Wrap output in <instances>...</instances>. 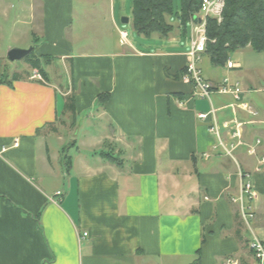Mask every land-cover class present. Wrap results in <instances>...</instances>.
I'll list each match as a JSON object with an SVG mask.
<instances>
[{
	"label": "crops",
	"instance_id": "obj_1",
	"mask_svg": "<svg viewBox=\"0 0 264 264\" xmlns=\"http://www.w3.org/2000/svg\"><path fill=\"white\" fill-rule=\"evenodd\" d=\"M74 1L0 0V34L3 24L33 25L35 54L72 67L58 86L0 76V264H151L154 256L219 264L242 254L246 230L231 202L240 172L249 174L252 223L264 233L257 108L230 94L194 95L181 78L188 49L173 37L178 28L159 51L129 44L87 53L73 26ZM204 56L211 65L205 74ZM201 60L214 84L240 68L213 66L205 52ZM229 79L240 83V98L252 88ZM70 95L74 115L62 113ZM211 107L220 125L240 123L244 144L235 151L245 156L217 146L212 116L198 117ZM219 132L228 140L225 128ZM256 139L257 153L249 155L245 144Z\"/></svg>",
	"mask_w": 264,
	"mask_h": 264
},
{
	"label": "rangeland",
	"instance_id": "obj_2",
	"mask_svg": "<svg viewBox=\"0 0 264 264\" xmlns=\"http://www.w3.org/2000/svg\"><path fill=\"white\" fill-rule=\"evenodd\" d=\"M73 4V26H76V28L78 27L79 31H81L79 34L80 39H82L84 43L88 42L87 48H83L87 53H105L109 51L122 52L124 49L129 47V44L140 50L154 52L159 51L163 49V47L171 44L169 39L157 36L155 34L147 38L139 35L132 28L131 0H75ZM173 5V11H179L180 0H173ZM202 13L203 9H201L197 14L202 15ZM123 17L129 19L128 23L121 22V18ZM167 19L172 25L176 26L178 23L174 13L168 16ZM3 25L5 26V32L0 34V54L2 55V58L0 59V76L10 77V74L14 71L24 74L23 72L29 70L24 59L12 62L7 59L6 53L9 47L26 49L30 46L36 45L29 44L30 41L33 42V33L35 32V28L33 25H20L18 28L10 30V25ZM176 28L177 27H175V29ZM191 29V22L189 21L186 24L185 31L181 32L180 30L179 35H173L175 40H178V42L182 46L187 47V49H189ZM120 30L127 32V43L124 45L119 41ZM75 51L76 50H74V53L77 52ZM229 60L238 63L240 68L233 70L230 73L231 75L225 74V77L229 78V76H234L241 81L244 87L249 85L252 86V88H248L249 90L243 94L242 98H240V101L244 99L249 100L259 112L257 117L264 119V91L256 90L258 88L263 89L264 87V51L256 52L253 51L249 46H246L244 48L230 52ZM201 61L202 62L200 66L203 70V73L205 74L206 69L210 68L211 65L208 63L206 56H204ZM44 68L49 74L48 76L50 82H52L55 86H58L61 81H65V79L71 76L70 67L66 65L64 60L57 56L52 59L51 64L44 66ZM260 128L264 130V125H262ZM70 149L71 148L68 146L66 151ZM238 153H242L245 156V150L243 149L234 151L233 155L239 158ZM69 155H71L70 151ZM243 226L246 230V237L250 240L251 234L246 229L244 224ZM251 227L256 233L257 229L255 228V224L253 225V223H251ZM256 234L261 239H264V233L257 232ZM172 260L173 258L167 256H154L151 258V264H189L191 261L188 259V257L176 259L174 262H172Z\"/></svg>",
	"mask_w": 264,
	"mask_h": 264
},
{
	"label": "trees",
	"instance_id": "obj_3",
	"mask_svg": "<svg viewBox=\"0 0 264 264\" xmlns=\"http://www.w3.org/2000/svg\"><path fill=\"white\" fill-rule=\"evenodd\" d=\"M132 1V28L144 37L158 34L165 37L175 27L181 32L185 31L186 24L201 9V0H180L179 11H173V0H131ZM175 14L177 25L169 23L167 17ZM206 33L209 39L205 53L213 66L222 67L229 60V53L249 46L253 51H264V0H224L221 22L208 17L206 20ZM54 56L37 55L33 49L23 59L29 70L14 71L12 79L31 76L33 70L40 75V82L49 83V74L44 66L51 64ZM72 72V67H70ZM62 113L75 114L74 98L66 97ZM51 131H55L52 124H47Z\"/></svg>",
	"mask_w": 264,
	"mask_h": 264
},
{
	"label": "built area",
	"instance_id": "obj_4",
	"mask_svg": "<svg viewBox=\"0 0 264 264\" xmlns=\"http://www.w3.org/2000/svg\"><path fill=\"white\" fill-rule=\"evenodd\" d=\"M202 15L196 14L191 20V35L189 40V49L187 50V61L181 78L184 82L192 84L193 93L201 99L211 100L214 93L230 94L234 100H239L243 92L238 81H231L228 77H223L218 84H214L206 80L199 66L201 56L206 51L207 42H213L214 39H209L206 33V20L208 17L215 18L219 23L222 20V12L224 8V0H201ZM120 43H127V32L120 30ZM227 68H233L236 64L230 60L226 63ZM30 78L41 79L36 70H33ZM245 107V106H244ZM249 113L255 115V112L249 107L245 108ZM212 116V124L209 128L217 138V146L220 147L227 156L233 157L235 149L244 144L240 134V123L232 122L219 124L216 120L215 109L210 108L209 112L198 113L200 119H205L208 115ZM220 126L226 129L228 140H224L220 135ZM260 141L256 139L255 143L245 144L246 152L249 155H255L256 145ZM260 163H264V157L260 158ZM257 170H259L257 168ZM249 174L240 172V182L238 193L231 198L233 204L237 206L238 215L245 225L246 229L251 234V239H247L245 250L242 254H229L222 257L219 264H264V239H261L252 229L251 223L254 219V211L252 201L256 198V194L252 188L248 178ZM59 194V193H58ZM87 233L84 232L83 236Z\"/></svg>",
	"mask_w": 264,
	"mask_h": 264
},
{
	"label": "water",
	"instance_id": "obj_5",
	"mask_svg": "<svg viewBox=\"0 0 264 264\" xmlns=\"http://www.w3.org/2000/svg\"><path fill=\"white\" fill-rule=\"evenodd\" d=\"M128 21L129 19L126 17L121 18L122 23H128ZM34 48V45L26 49L12 47L7 50L6 57L9 61H18L27 56Z\"/></svg>",
	"mask_w": 264,
	"mask_h": 264
}]
</instances>
